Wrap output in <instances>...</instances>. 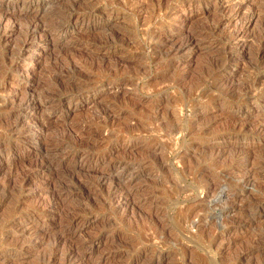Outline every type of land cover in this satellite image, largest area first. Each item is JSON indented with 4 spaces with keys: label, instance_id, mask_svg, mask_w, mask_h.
I'll return each mask as SVG.
<instances>
[{
    "label": "rangeland",
    "instance_id": "374dc122",
    "mask_svg": "<svg viewBox=\"0 0 264 264\" xmlns=\"http://www.w3.org/2000/svg\"><path fill=\"white\" fill-rule=\"evenodd\" d=\"M98 262L264 264V0H0V264Z\"/></svg>",
    "mask_w": 264,
    "mask_h": 264
},
{
    "label": "bare ground",
    "instance_id": "6f19581e",
    "mask_svg": "<svg viewBox=\"0 0 264 264\" xmlns=\"http://www.w3.org/2000/svg\"><path fill=\"white\" fill-rule=\"evenodd\" d=\"M50 26V25H49ZM48 27V26H47ZM52 28H54V27H52ZM35 29V28H34ZM57 29V28H56ZM31 30V29H30ZM52 30V29H51ZM44 32H46V31H44ZM199 32V31H198ZM45 34H47V35H49L48 33H45ZM50 36H51V34H50ZM47 37V36H46ZM194 37V36H193ZM176 51V50H175ZM15 53V52H14ZM18 53V52H17ZM252 85V84H251ZM128 133V132H127ZM45 135V134H44ZM48 141H49V139H48ZM50 165V164H49ZM115 168V167H114ZM103 173V172H102ZM104 174V173H103ZM103 174H101L102 176H103ZM100 175V176H101ZM105 176V175H104ZM117 177V179H119L120 178V174L118 173V175L116 176ZM105 178V177H104ZM116 179V180H117ZM103 181V180H102ZM209 185L208 186H210V187H212L213 188V190L214 189H216V183H215V181L214 182H212V183H208ZM122 187H120V185H119V187H118V185L116 186V189L114 188V191L116 192V191H119L121 194H123L124 196H127L128 194H130V190L128 189V188H125L123 185H121ZM118 194V193H117ZM120 195V194H119ZM71 247V246H70ZM74 247V246H73ZM42 260V259H41ZM104 261V260H103ZM98 264H101L100 262H98Z\"/></svg>",
    "mask_w": 264,
    "mask_h": 264
}]
</instances>
